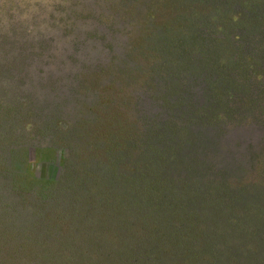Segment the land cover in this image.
<instances>
[{
    "label": "trees",
    "instance_id": "16d2710c",
    "mask_svg": "<svg viewBox=\"0 0 264 264\" xmlns=\"http://www.w3.org/2000/svg\"><path fill=\"white\" fill-rule=\"evenodd\" d=\"M111 1L69 83L32 85L50 39L0 64V264H264V0ZM30 149L63 152L56 181L26 182Z\"/></svg>",
    "mask_w": 264,
    "mask_h": 264
},
{
    "label": "water",
    "instance_id": "95a60500",
    "mask_svg": "<svg viewBox=\"0 0 264 264\" xmlns=\"http://www.w3.org/2000/svg\"><path fill=\"white\" fill-rule=\"evenodd\" d=\"M107 1L108 0H102L101 6H99L100 4H97L96 0L59 1V3L62 4L61 6L65 8L64 11H52L51 9H48L47 5L43 6V4H39L34 8L20 10L17 16L14 14L8 19L7 24H9L12 19H16L19 23L23 22L19 27L21 29L19 31L20 35L18 42L21 41L20 36L23 32L25 33V36L28 34L26 36L27 39L33 41L50 39L51 47L55 48V50L52 49V53L54 54L52 62L49 58L51 65L43 67L40 63H34L29 67L28 75L32 80V85L35 84V81L37 80L36 78H38L37 73H39V70L42 71V74H38L41 77H44V75L46 76V73L48 72L53 80H59L58 85L63 83L67 84L69 83V80L67 82V78L76 73L81 66L90 64L94 58L103 59L108 55L107 51L102 47V41L97 42L99 40L98 38H90L88 36L90 34H99L98 32H101L102 28L97 21L94 19L77 18L72 15V11L87 13L92 17L98 16L100 13L106 15L108 13L106 5ZM59 17L66 22V25L63 27L66 28L67 32L65 29H60L57 20ZM116 24L117 23L115 22V25ZM28 29L30 30L28 31ZM117 38L120 40L121 44L126 37L124 34H121L117 35ZM85 40L86 47H82L80 44ZM74 45H79L77 52H73L72 50V46ZM7 48H11L9 44L7 45ZM117 51L120 50L118 49ZM15 56L16 54L14 55V52L11 49L6 57L3 55V58H0V64L3 59L9 62L12 61ZM9 72L12 77L15 78L17 76V71L15 69ZM0 87L12 89L13 91L21 89V86L18 87L13 79H0ZM24 88L29 91H34L36 95H42L41 91L34 86L26 85ZM260 135L261 133L259 130L254 128H247V130L239 128L226 136V143L232 145L237 142L240 144V153H242L245 144L249 141V136L252 137L250 142L256 144ZM28 154V160L32 162L34 159L33 151L30 149ZM235 157L239 159L242 155L237 154ZM52 163L53 162L47 163L46 161L40 163L38 169L34 172L35 177L56 181L61 171L59 152L56 156V161L53 164Z\"/></svg>",
    "mask_w": 264,
    "mask_h": 264
},
{
    "label": "rangeland",
    "instance_id": "374dc122",
    "mask_svg": "<svg viewBox=\"0 0 264 264\" xmlns=\"http://www.w3.org/2000/svg\"><path fill=\"white\" fill-rule=\"evenodd\" d=\"M59 1L63 2L64 0H0V58H3V49H7V45L9 44L12 48L14 55L17 53L18 48V39H19V28L23 22H18L16 19L11 20V24H7L8 19L11 18L14 14L17 16L20 10H27L29 8H34L39 4H43V6L47 5L48 9L52 11H56L57 7L62 5ZM102 0H96L99 6L102 5ZM109 1V0H108ZM107 9H111L113 7V2L111 1L110 4H106ZM114 8V7H113ZM80 15H77V18H86V19H94L99 20V25L102 28L99 34H94L93 37L98 38L97 42H101L102 35H107L109 31L112 29V24H115L116 17L114 14L108 12L107 16L105 17L104 14L100 13L98 16L92 17L87 13L78 12ZM14 20V21H13ZM66 25V24H65ZM64 25V26H65ZM115 28L118 29V23L115 25ZM66 29V28H63ZM120 29V28H119ZM30 29H28L29 31ZM8 31V32H7ZM7 42V44H6ZM16 56L12 59V63H15ZM262 118L264 119V111L261 113ZM36 158L32 162H28L21 168V173L23 178L26 182H42V183H52L54 182L52 179L47 180L44 178H37L35 177V170L38 169L39 164L43 162L51 163L56 161V156L58 154L57 150H39ZM61 158L63 156V152H59ZM51 158L48 162L47 158ZM47 159V160H46ZM52 163V164H53ZM62 163V161H60Z\"/></svg>",
    "mask_w": 264,
    "mask_h": 264
}]
</instances>
